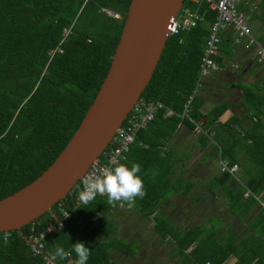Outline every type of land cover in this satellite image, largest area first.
Returning <instances> with one entry per match:
<instances>
[{
    "label": "trees",
    "instance_id": "obj_1",
    "mask_svg": "<svg viewBox=\"0 0 264 264\" xmlns=\"http://www.w3.org/2000/svg\"><path fill=\"white\" fill-rule=\"evenodd\" d=\"M129 3L130 0H0V199L40 175L74 133L110 66ZM198 10L203 19L196 26L166 39L153 74L141 92L142 97L157 100L162 106L154 120L136 133L129 152L119 164L129 168L138 164L140 171L136 175L139 177L153 162L152 157L145 162L149 158L146 155L153 154L152 149L158 147V141L148 138V132L157 128L155 122L167 123L172 131L184 118L203 123L210 116L218 118L224 111L223 105H216L203 112L199 93L186 114L183 113L184 103L197 78L209 23L215 18V12L209 11L204 2ZM107 11H114L117 16ZM64 28L71 29L65 37ZM224 41L228 42L222 38L218 50L224 46ZM215 60L223 65L219 55ZM167 108H171L173 114L167 115ZM254 108L259 109L257 105ZM212 122L211 119L208 124ZM235 123L224 126L233 127ZM201 135L207 139L205 134ZM244 141H250L249 149L255 154H261L255 148L264 149V138L247 135ZM215 146L217 152L220 150L226 156L220 145ZM262 152L260 157L264 159ZM234 162L230 157L229 163ZM150 165L159 169V176L154 180L156 185L148 187L150 183L140 177L146 194L135 200L146 216L153 214L159 203L166 202L170 193L168 175L162 174L161 166L158 168L159 160ZM256 167L257 171L245 184L228 173H219L217 183L227 185L230 211L240 207L244 202L242 197L247 201L244 207L257 201L252 195H243L246 188L258 196L264 189V162ZM238 183H242V187ZM79 184L80 181L75 184V188L78 185L74 189L76 194ZM75 193L68 192L52 209L59 202L64 207L72 206ZM115 206L107 202L106 195H97L87 207L78 204L65 219L64 227L44 238L45 249L55 254L56 249L62 247L69 253L63 259L58 257L62 264H76L73 247L77 242H83L90 249L87 264H115L112 251L134 256L127 242L112 235L116 226L109 222L108 215L111 216ZM153 217L156 230L163 236L171 232L176 239L175 253L180 255L181 264H228L226 261L232 256L237 257L232 264H264V246L257 238L247 244L237 243L235 234H231L228 240L220 241L217 225H212L210 232L204 224L176 232L167 224L163 226L165 219ZM48 218L47 211L20 230L0 231V264H44L40 256L31 253L23 236L44 231ZM155 246H149L148 240L145 244V247Z\"/></svg>",
    "mask_w": 264,
    "mask_h": 264
},
{
    "label": "crops",
    "instance_id": "obj_2",
    "mask_svg": "<svg viewBox=\"0 0 264 264\" xmlns=\"http://www.w3.org/2000/svg\"><path fill=\"white\" fill-rule=\"evenodd\" d=\"M251 1H255L257 5L255 12L250 15L252 28L255 36L264 44V0ZM232 36V31L223 35L222 38L228 42L224 41V46L218 52L222 58L223 65L220 64L222 70L208 79L206 87L200 92L203 112H208L216 105L225 107L218 118L213 119L212 116L208 118L214 122L208 124L209 120L204 119L201 123V128L206 132L202 134H205L207 139L202 138L201 133L195 130L194 124L187 118L176 124L172 131H169L167 123L161 121L155 122L157 128L154 127L148 132V138L158 141V147L155 146L152 149L153 154L146 155L149 158L143 160L148 162L152 157L153 162L150 164L159 160L158 168L161 166L162 174L168 175L170 191L168 200L159 203L150 216L144 215L142 209L135 203L131 207L127 203L123 207L119 203L115 206V208L124 210L123 217H115L118 230L116 229L112 235L117 240L139 241V246H145L147 240L149 246L173 245L175 246L173 252L167 251V254L169 253V259L174 260V264H177V261L173 253L180 257L175 253L176 239L173 234H170L171 232L163 236L156 230L153 216L165 219L163 226L167 224L171 231L177 232L181 228L192 227V225H183L187 224L186 219L197 205L200 208L205 207L206 212L204 213L208 214L206 217L208 223L204 224L206 230L212 216L219 218L217 227L220 241L225 238L228 240V235L235 234L234 241L237 243L247 244L250 239L257 238L260 240L258 242L264 246V240L260 237L264 235L263 206L255 201L250 207H244L247 201L242 197L244 202H241L240 207L237 206L234 211H230L231 202L227 198V185L222 186L217 183L220 172L215 145H220L222 152L226 151L225 156L218 150L222 157L228 161L232 157L235 160L234 163L239 165V180L244 184L257 171L256 165L264 162V159L260 157L264 149L254 147L256 152L261 153L255 154L249 149L248 142L250 141H244L247 135L264 138V79L262 78L264 64L255 62L242 49L234 47ZM245 92H248V95H245ZM256 105L259 109L254 108ZM232 123H235L233 127L224 126ZM161 135L164 136L161 138L159 137ZM150 164L140 173V177H144V180L150 183L148 187H155L154 180H157L159 176V169ZM210 181L214 184L212 190L208 188ZM170 183H172L171 187ZM186 188H189L187 192ZM258 194L264 200V189ZM116 211L113 209L112 214L115 215ZM180 217H182L181 220ZM209 226L211 227V224ZM192 247L193 244L188 250ZM111 254L115 264H130V260H134L133 262L137 264L139 261L138 256H127L114 251ZM118 258L121 259L120 262ZM236 259L237 257L232 256L226 262L232 264Z\"/></svg>",
    "mask_w": 264,
    "mask_h": 264
},
{
    "label": "water",
    "instance_id": "obj_3",
    "mask_svg": "<svg viewBox=\"0 0 264 264\" xmlns=\"http://www.w3.org/2000/svg\"><path fill=\"white\" fill-rule=\"evenodd\" d=\"M182 1L130 0L110 66L93 101L50 165L0 199V231L20 230L49 211L102 153L150 80L165 46L168 19Z\"/></svg>",
    "mask_w": 264,
    "mask_h": 264
},
{
    "label": "built area",
    "instance_id": "obj_4",
    "mask_svg": "<svg viewBox=\"0 0 264 264\" xmlns=\"http://www.w3.org/2000/svg\"><path fill=\"white\" fill-rule=\"evenodd\" d=\"M204 2L209 11L215 12V18L209 23V32L206 37L203 56L200 61L197 78L191 93L188 95L183 108V113L186 114L188 107L192 104L194 97L197 96L203 86L212 78L213 75L221 72V66L215 60L218 55V46L221 43L222 36L227 32L232 31V44L249 53V56L257 63L264 64V44L259 40L253 31L251 24V13L255 12L257 5L255 1L251 0H183L177 13L168 19L166 28V37L168 38L174 34L186 32L197 25L203 19L199 12V5ZM193 4L196 6L193 7ZM246 5V6H243ZM246 7V8H245ZM110 14V11H107ZM70 28L63 29V37L70 33ZM264 79V72L262 74ZM162 106L161 102L152 99H146L140 95L133 107L129 110L126 117L123 118L121 125L116 130L111 141L104 148L102 153L91 162L87 171L78 180L79 191L82 190L83 177L91 174L102 173L106 168H114L119 166L122 160L125 159L126 154L130 150L131 144L134 142L136 133L143 128H146L150 121H153L159 108ZM173 114L171 108H167V115ZM195 130L198 133H206L201 128V122L191 119ZM217 164L220 173H228L235 180H239L238 172L239 165L237 163H229L227 159L217 155ZM77 183V182H76ZM78 187V185H77ZM76 187V188H77ZM75 185L71 188L69 193L72 195ZM245 197L254 196L256 200L264 206V200L258 195L246 188L243 194ZM79 193L74 195V202L72 206L64 207L59 202L54 209H50L48 225L45 230L39 234H29L23 236V239L29 246L33 255L40 256L44 264H62L59 258L52 252L45 249L44 238L47 234L62 229L64 221L69 216L70 212L75 206L81 204L79 201ZM8 236L7 233L5 237ZM69 256V253H68ZM204 264H209L205 262Z\"/></svg>",
    "mask_w": 264,
    "mask_h": 264
},
{
    "label": "clouds",
    "instance_id": "obj_5",
    "mask_svg": "<svg viewBox=\"0 0 264 264\" xmlns=\"http://www.w3.org/2000/svg\"><path fill=\"white\" fill-rule=\"evenodd\" d=\"M140 171L138 164L131 168L127 165H119L114 168H106L102 173L91 174L83 177L82 190L79 191L80 203L87 207L95 200L97 195L107 196V202L121 207L125 203L131 207L136 198H143L145 193L142 179L136 175ZM73 251L76 254V264H87L90 256V249L83 242L74 244ZM55 255L63 259L68 253L58 247Z\"/></svg>",
    "mask_w": 264,
    "mask_h": 264
},
{
    "label": "rangeland",
    "instance_id": "obj_6",
    "mask_svg": "<svg viewBox=\"0 0 264 264\" xmlns=\"http://www.w3.org/2000/svg\"><path fill=\"white\" fill-rule=\"evenodd\" d=\"M117 16V15H116ZM258 38V37H257ZM213 145V144H212ZM215 147V146H214ZM218 153H219V151H218ZM171 184L172 183H170V187H171ZM239 185H242V183H238ZM239 185L238 186H236V188L237 187H239ZM214 187V184H212L211 183V181L208 183V188H209V190H212V188ZM256 200V199H255ZM260 204V206H263L261 203H259ZM199 208V209H198ZM204 208L205 207H203V208H200V207H198V205H197V207L193 210V212H191L190 214H189V216H188V218L186 219V222H187V224H184L183 226H188V225H194V224H206V223H208V218H206V217H208V214H206V213H204ZM263 208H264V206H263ZM114 209H116L117 211L115 212V215H113V214H111V216H109L108 215V218L110 217L111 218V220H109V222H111V224H115V226L117 227V224H116V221H115V217H123L124 216V210L123 209H120V208H118V207H114ZM206 212V211H205ZM235 213H236V211H235ZM181 216V215H180ZM218 216V215H217ZM263 216H264V209H263ZM183 217V216H182ZM182 217H180V220L182 219ZM218 220H219V218L218 217H216V216H212L211 218H210V221H209V224H211V227L209 226V224H208V228H207V231L208 232H210V231H212V225H219V222H218ZM118 228V227H117ZM116 228V229H117ZM118 230V229H117ZM260 237H261V239H263L264 240V235H260ZM259 240V239H258ZM260 241V240H259ZM125 242V241H124ZM132 248H133V250H134V253H135V255L133 256V257H137L138 256V262H137V264H149V263H152V264H174L175 262H174V260L172 261H170V260H168V261H163V260H161L162 258H165V259H167V256L166 255H164V256H161V259H159L158 261L156 260L155 261V259H157L156 258V253H153L154 252V250H155V247H152V250L150 251L151 252V254L149 255V254H147V255H145V257H141L140 258V256H142L143 255V253H145L146 252V248H147V250H148V247H145V246H139L140 245V242L138 241V242H136V241H131V242H127ZM171 245H167V244H165L164 245V247H165V250H167V251H172L173 252V249H174V247L175 246H171ZM164 249V248H163ZM162 249V250H163ZM143 250L145 251V252H143ZM140 253H141V255H140ZM148 253H149V250H148ZM140 255V256H139ZM169 257V256H168ZM173 257L176 259V261H177V264H181V257H179V256H176L174 253H173ZM120 260L121 259H119L118 258V262H120ZM154 260V261H153ZM161 260V261H160ZM253 260H254V258H253ZM134 260H130V262L132 263ZM130 263V264H131ZM129 264V263H128ZM132 264H135L134 262L132 263Z\"/></svg>",
    "mask_w": 264,
    "mask_h": 264
},
{
    "label": "flooded vegetation",
    "instance_id": "obj_7",
    "mask_svg": "<svg viewBox=\"0 0 264 264\" xmlns=\"http://www.w3.org/2000/svg\"><path fill=\"white\" fill-rule=\"evenodd\" d=\"M164 248V249H163ZM163 249V250H162ZM148 250H149V253H148ZM148 250H147V248H146V252L145 253H143V255L142 256H140L141 255V253H140V258L142 257H145V255H147V254H151V250H152V247H148ZM153 253H156L157 255H156V258L157 259H155V261L157 260H159V259H161V256H164V255H166L167 256V259H165V258H162L161 260H163L164 262L165 261H168V260H170L171 261V259H169V253L167 254V250H165V247L164 246H162V245H156V247H155V250H154V252ZM160 260V261H161ZM154 261V260H153ZM149 264H152V263H149Z\"/></svg>",
    "mask_w": 264,
    "mask_h": 264
}]
</instances>
